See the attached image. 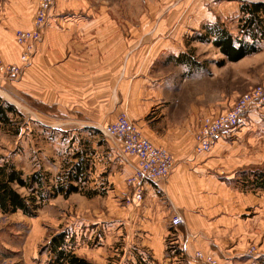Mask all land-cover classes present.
<instances>
[{
  "label": "rangeland",
  "instance_id": "1",
  "mask_svg": "<svg viewBox=\"0 0 264 264\" xmlns=\"http://www.w3.org/2000/svg\"><path fill=\"white\" fill-rule=\"evenodd\" d=\"M55 1L40 28L39 38L20 42L16 38L19 29H14L12 37L19 47L18 63L0 58L5 65L19 66L16 76L8 72L0 75V104L11 106L5 109L8 119L0 121V165L6 162L14 165L22 171L23 177L40 171L48 179V186L42 188L43 198L36 197L38 207L34 214L27 215L19 209L10 213L0 210V264H54L53 253L45 245L58 232L65 234L66 249H72L92 264H264V184L259 183L258 177L264 175V162L227 172L217 171L206 163L218 139H235L234 132L241 127L257 121L261 125L258 131L262 133L258 140L264 139V101L250 104L243 123L232 132L219 135L208 149L198 151L194 141L203 131L207 118L216 119L259 84L264 85V36L259 31L256 39H251L244 31L245 14L240 9L241 4L264 0H88L91 10L104 6L102 8L110 17L121 18L115 26L125 42L123 54L134 42L136 44L137 32L139 38H145L152 27L153 37L161 39L158 27L162 18L167 24L160 30L170 40L169 50L152 55V67L147 70L123 71L122 80L114 81L108 76L116 75V71L101 72L95 80L96 85L81 92L86 96L90 92V100L99 96V101H104L96 112L89 113H84L78 104L68 103L64 92L58 94L57 102L39 97L41 91L33 85L27 72L37 45L43 40ZM199 15L205 19L199 21ZM34 16L32 32L38 30ZM191 18L194 24L199 23L197 28L183 31L190 26L186 22ZM217 25L233 39L253 42L256 50L236 61L227 60L212 43L215 35L209 33L204 36L205 40L197 38ZM147 37L149 39V35ZM97 40L78 34L68 42L73 45L65 51V56L87 49ZM28 45L34 48L29 51ZM21 52L29 55L27 60L21 59ZM144 54L138 55V63L141 64ZM185 54L193 55L196 62H185ZM125 59L123 56V61ZM40 71L34 77L41 74L49 78L48 72L42 74ZM102 82L105 84L99 89L105 91L104 97L97 94V86ZM112 82L114 86L110 85ZM110 95H114V100L108 102ZM142 102L147 106L143 103L144 107L139 108ZM123 115L152 145L164 149L172 158L167 174L150 183L163 182L181 163L186 164L187 171L207 178L200 187V194L210 207L204 203L187 207L185 202L183 207L210 212V224L220 230L219 236L222 237V231L218 221L227 222L224 218L236 213L238 196H251L250 203L240 200V208L244 210L242 216L250 217L240 226H248L251 233L243 239L239 251H231L234 246L222 243L224 253L216 254L211 248L192 249L187 253L185 247L179 245L177 239L185 234V226L173 209L177 199H172L168 191L156 185L147 189L145 182L129 184L127 178L137 168L135 156L125 152L117 138L103 133L106 124ZM254 116L257 117L251 120ZM259 148L253 152H261V146ZM75 154L88 162L86 178L80 180L79 190L67 197L62 194L49 196L52 193L49 184L63 182L67 170L77 161ZM209 178L221 181L223 194L227 190L228 201L222 205L210 197L220 195L216 183ZM13 187L22 195L29 194L30 188L15 184ZM138 187L140 196H135ZM190 188L186 184L185 191ZM176 215L180 223L174 225L172 218ZM149 221L156 225L160 221L167 228L160 256H152L147 247ZM237 253L243 254L238 261H225Z\"/></svg>",
  "mask_w": 264,
  "mask_h": 264
},
{
  "label": "crops",
  "instance_id": "2",
  "mask_svg": "<svg viewBox=\"0 0 264 264\" xmlns=\"http://www.w3.org/2000/svg\"><path fill=\"white\" fill-rule=\"evenodd\" d=\"M37 2L38 0H0V58L3 61L18 63L19 47L15 44L12 37L13 31L14 29H30L32 27V18ZM89 4L88 0L55 1L50 10L43 40L37 45L36 53L27 71L28 75L32 77L31 82L33 85L41 91L39 97H44L46 101L57 102L58 94L64 92L67 96L66 101L78 104V107L84 113L96 112L100 107V103L102 105L104 103V101H99V96H97V99L93 98L90 100L92 96L90 92H88L87 96L81 94L82 91L85 93L86 88L93 86L101 72L116 71V75L108 76L109 80L114 81L119 78L122 80L123 71L147 70L152 67V63H150L152 55L159 52L162 53L163 49L169 50L170 43L168 37L164 36L160 30L165 29L167 24L166 20L163 21L162 18L159 20L158 27L162 35L161 39H157L160 38L159 36L153 37L151 33L152 27L148 30L145 38H139L137 32L139 40L137 38L136 44L134 42L130 46V50L123 54L125 42L122 40L118 27L115 26L117 22H121V18L119 16L115 19L110 17L106 13L105 8H102L104 6H101V8L95 7L91 10ZM96 10H98L97 13L95 12ZM90 11L92 12L90 13ZM203 19L205 18L199 15V21H203ZM186 23L190 26L184 27L183 31L187 30L189 32L192 28H197L199 24H194L195 22L192 18ZM78 34H85L88 39L98 38V40L93 42L87 49L79 52L71 50V54L65 56V51L73 45V42L71 45L68 42ZM141 53L145 54L140 64L137 58ZM123 56L126 58L125 61H123ZM62 64H65V67ZM38 70H41L42 74L48 72L49 78H44L41 74L37 78L34 77L39 74ZM104 84L103 82L99 83V85L97 84V94L101 97L105 96V91L99 88L103 87ZM114 84L115 82L110 83L112 86ZM63 88L65 89L64 91ZM113 93L115 95L114 87ZM114 95H110L108 102L114 100ZM143 103L145 102H142L138 107H144ZM145 105L147 106L146 103ZM93 108L95 109L92 110ZM256 117H252L251 120ZM260 128L261 125L259 126L256 121L251 126L241 127L235 131V139L219 138L218 142L210 150V158L206 163L220 172L233 171L239 167H248L251 164H262L264 162V139L262 138L261 142L258 140L261 133V131H258ZM144 133L148 135L145 130ZM260 146L261 152H253L256 147H258L257 151H259ZM194 166L196 165L194 164ZM187 168L186 164L181 163L176 166L175 170L163 182H159V184L145 182L147 189L154 188V185H156L168 191L172 199H177L173 209L175 208L174 210L181 217L183 226H185V234L177 239L179 245L184 246L187 253L197 248L203 250L211 248L216 254L218 252L224 253L223 248H221L222 243L234 246L231 251H239L243 239L251 233L248 226H240L242 222L250 219L249 216H242L244 210L240 208L242 206L240 200H243L242 202L244 203H250L251 196H238L240 200L237 202L236 213L225 217L224 219H228L227 222L218 221L221 225L218 226L221 227V237L219 236L220 230L215 229L210 224V212H205L203 209L194 211L183 207V202H185L187 207L203 206V203L205 206L210 207L208 200L203 199L204 197L200 194V187H202L203 182H207V178L193 174L187 171ZM209 179L211 182L216 183V188L219 189L217 194L220 195L218 197L210 195V197L216 203H221L222 205L228 201L225 197L227 190L223 194V186L220 185L221 181ZM186 184L191 187L187 191H185ZM230 205L233 206L234 203L230 201ZM245 212L249 215L247 211ZM138 227L144 228L143 226ZM148 229L150 238L147 242V247L151 249L152 256H160L164 248L162 241L164 240L163 237L166 236L165 230L167 228L160 221H158V225L149 221ZM242 255V253H237L236 256L231 255L225 261H238V258Z\"/></svg>",
  "mask_w": 264,
  "mask_h": 264
},
{
  "label": "trees",
  "instance_id": "3",
  "mask_svg": "<svg viewBox=\"0 0 264 264\" xmlns=\"http://www.w3.org/2000/svg\"><path fill=\"white\" fill-rule=\"evenodd\" d=\"M241 12L245 14V23L243 28L251 39L255 40L256 35L260 31L264 36V2H249L241 4ZM209 32L199 35V40H205L209 33H212L214 39L212 43L220 49L223 55L229 61H236L246 54L252 53L256 50L255 44L247 43L242 39H233L232 36L219 26L208 28ZM185 62L194 64L196 61L193 55L185 54ZM223 63V62H222ZM220 64V63H219ZM11 109V106L5 107L0 104V121L5 122L8 117L5 114V109ZM76 162L71 164L65 174L63 182L49 184L52 193L49 196L62 194L67 197L72 192L79 190V182L86 178L85 171L88 168V162L79 154H75ZM259 183L264 184V175L259 174ZM48 179L45 174L40 171H35L27 177L22 176V171L14 167V165L6 162L0 165V210L4 213L15 212L21 210L23 213L30 215L34 214L38 207L36 197L43 198L44 192L42 188L48 186ZM30 188L28 195H22L13 186ZM46 248L53 253L54 264H92L86 259L76 255L72 249H66L65 234L63 232L55 233L46 243Z\"/></svg>",
  "mask_w": 264,
  "mask_h": 264
},
{
  "label": "built area",
  "instance_id": "4",
  "mask_svg": "<svg viewBox=\"0 0 264 264\" xmlns=\"http://www.w3.org/2000/svg\"><path fill=\"white\" fill-rule=\"evenodd\" d=\"M53 0H41L38 4L34 16V22L38 30L32 32V29H19L16 33L18 41L36 40L40 37V28L45 23L47 13ZM31 45H28L29 51ZM34 48V47H32ZM30 54V52H29ZM29 56V55H28ZM27 53L21 52V59L27 60ZM1 61V59H0ZM4 65H2V64ZM0 62V75L2 72H8L11 76H16V70L19 66ZM9 65V66H8ZM6 66V67H5ZM4 70V71H3ZM16 73V74H15ZM7 74V73H6ZM264 101V85L259 84L252 93L242 97L229 111L221 112L219 117L207 118L203 124V131L196 135L195 147L198 151L208 149L219 135H224L235 130L237 126L243 123L244 113L250 104ZM103 133L117 138L124 151L135 156L137 168L128 178V183L139 185L143 182H156L163 178L170 167H172V158L164 149L152 145V143L137 131L134 125L126 116H120L113 123H108L103 128ZM140 196L139 187L135 196ZM172 223H180V217L174 216Z\"/></svg>",
  "mask_w": 264,
  "mask_h": 264
}]
</instances>
